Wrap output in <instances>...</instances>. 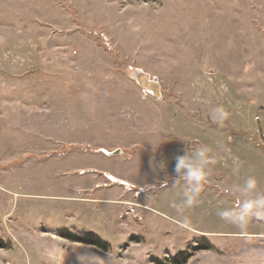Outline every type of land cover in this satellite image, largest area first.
<instances>
[{"label": "rangeland", "instance_id": "rangeland-1", "mask_svg": "<svg viewBox=\"0 0 264 264\" xmlns=\"http://www.w3.org/2000/svg\"><path fill=\"white\" fill-rule=\"evenodd\" d=\"M250 176L264 196V0H0V264H264Z\"/></svg>", "mask_w": 264, "mask_h": 264}, {"label": "clouds", "instance_id": "clouds-1", "mask_svg": "<svg viewBox=\"0 0 264 264\" xmlns=\"http://www.w3.org/2000/svg\"><path fill=\"white\" fill-rule=\"evenodd\" d=\"M217 116L215 120L217 122H223L227 119L228 113L222 108H216ZM210 149L205 145L202 149H197L193 155L185 154L176 157L174 171L178 178L187 180L195 185L194 188L188 189L185 192L187 197L185 201L186 206L193 205L199 197L203 184L207 178V170L204 165L213 163V158L208 155ZM257 179L254 176H250L246 182L245 187L240 188L236 186V191H244L247 194V198L239 204L240 213L237 219L240 221L238 224L243 227L248 222L250 217L257 219L264 218V196L256 198L255 192L257 190ZM233 215L232 212H224L221 214L222 218H230ZM120 257L113 252H105L98 261V264H119Z\"/></svg>", "mask_w": 264, "mask_h": 264}, {"label": "water", "instance_id": "water-1", "mask_svg": "<svg viewBox=\"0 0 264 264\" xmlns=\"http://www.w3.org/2000/svg\"><path fill=\"white\" fill-rule=\"evenodd\" d=\"M130 76L137 81L146 91L152 93L156 97L160 95V85L156 77H149V73L141 70L140 68H133L130 70ZM120 150L105 151L109 153H118Z\"/></svg>", "mask_w": 264, "mask_h": 264}, {"label": "trees", "instance_id": "trees-1", "mask_svg": "<svg viewBox=\"0 0 264 264\" xmlns=\"http://www.w3.org/2000/svg\"><path fill=\"white\" fill-rule=\"evenodd\" d=\"M93 243L97 244L98 246H103L102 243H100V241H93Z\"/></svg>", "mask_w": 264, "mask_h": 264}, {"label": "built area", "instance_id": "built-area-1", "mask_svg": "<svg viewBox=\"0 0 264 264\" xmlns=\"http://www.w3.org/2000/svg\"><path fill=\"white\" fill-rule=\"evenodd\" d=\"M256 117L258 118V117H260V115H256Z\"/></svg>", "mask_w": 264, "mask_h": 264}, {"label": "bare ground", "instance_id": "bare-ground-1", "mask_svg": "<svg viewBox=\"0 0 264 264\" xmlns=\"http://www.w3.org/2000/svg\"><path fill=\"white\" fill-rule=\"evenodd\" d=\"M149 77L151 78V76L149 75Z\"/></svg>", "mask_w": 264, "mask_h": 264}]
</instances>
